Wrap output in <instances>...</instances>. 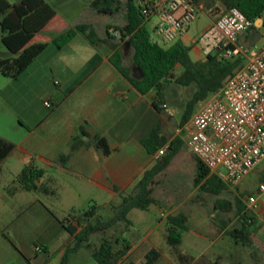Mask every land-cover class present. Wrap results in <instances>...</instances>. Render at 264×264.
<instances>
[{
  "label": "crops",
  "instance_id": "1",
  "mask_svg": "<svg viewBox=\"0 0 264 264\" xmlns=\"http://www.w3.org/2000/svg\"><path fill=\"white\" fill-rule=\"evenodd\" d=\"M55 10L63 23H52L45 29L46 34L74 25ZM212 21L210 17L206 27ZM187 31L180 38L184 44L183 36ZM192 41L195 43L191 47L195 52L194 59H201L205 54L196 37ZM103 45L107 53L93 50L91 58H82L79 55L82 47L86 50L96 48L82 34H76L61 48L49 43L14 79L17 82L21 75H25V79L31 82L44 80L45 87L50 89V98L43 100V105L46 100L51 104L58 102L49 114L35 123L33 129L26 127L25 120L7 106L0 107V137L14 144L13 150L0 162V176L5 171L4 165L9 175L3 181L0 193V264H59L70 235L58 218L81 214L85 211L84 204L96 198L89 193L73 196L72 188L76 190L83 183L87 188L98 190L105 197L102 204L94 203L98 206L94 214L102 215L105 208H109L112 214V206L118 205L121 196L131 192L143 172L155 164L154 155L148 153L140 142L154 124L152 120L157 114L152 106L154 94L150 97L148 94L152 92L139 94L109 61L111 50ZM8 55L6 48L0 49V57ZM134 67L130 68L131 75L136 73ZM82 125L88 135L80 133ZM94 134L106 137L110 148L107 156L95 147ZM74 135L82 143L70 151ZM68 153L63 163L57 161L59 154ZM28 162L45 170L40 181L55 186V194L49 197L55 201L52 204L44 198L48 195L37 190H24L16 181V175ZM154 199L147 209L133 208L128 212L127 217L132 222V248L121 261L142 264L146 252L156 249L160 255L155 264H181L183 236L179 245L171 246L166 235L167 216L176 213L183 201L174 205L159 197ZM257 209L260 210V205ZM202 255L193 257L192 262ZM66 264L98 263L88 249L80 248L70 255Z\"/></svg>",
  "mask_w": 264,
  "mask_h": 264
},
{
  "label": "trees",
  "instance_id": "2",
  "mask_svg": "<svg viewBox=\"0 0 264 264\" xmlns=\"http://www.w3.org/2000/svg\"><path fill=\"white\" fill-rule=\"evenodd\" d=\"M200 10L221 6L224 10L229 7H237L248 19L256 21L264 14V0H192ZM134 0H89V7L98 14L115 15L121 13L123 24H106L105 37L96 35L95 30L89 24H76L72 27L54 34H46L45 29L52 23L62 24V20L56 10L46 0H18L9 3L0 0V30L1 43L9 52L6 57H0V74L10 79H16L22 74L34 59L52 43L61 48L76 34H82L92 45L105 44L111 50L109 61L121 73V75L141 95L154 92L152 106L160 112L162 107L165 86L174 83L181 86H193V92L186 101L181 111L178 125L182 126L192 115L198 101L211 93L219 90L224 79L244 64L245 58L237 56L229 59H218L215 54H206L201 59H194L190 55L191 46L176 40L167 46L159 45L151 41L148 31L144 27V16L140 14ZM110 28L119 33V41H128L132 46L130 65L123 64L122 47L118 42H112ZM256 29L253 24L248 30ZM135 66L138 75H131L130 68ZM179 68V71L178 69ZM58 102L52 103L50 109H54ZM80 133L88 135L84 126H80ZM95 147L102 155L110 153L108 141L105 136L94 134L92 136ZM141 144L148 153L154 155L165 144H168L167 152L155 164L145 170L131 192L121 196L118 205L112 206V214L104 219L101 214H94L98 209L95 204L79 215L67 214L58 221L70 235V241L66 245L59 264H66L70 255L80 248L90 251L92 258L98 264H136L132 260L121 259L132 248V242L124 237L132 222L127 214L133 208L147 209L155 202L152 197V185L155 177L169 164L172 157L180 147L184 145L179 135L172 138L162 131L159 121H156L149 131L140 138ZM82 143L78 136L74 135L70 145V151H74ZM14 144L0 137V162L13 150ZM68 154H59L57 161L63 163ZM197 176L196 183L204 191L212 194H220L230 191V188L196 157ZM45 170L26 163L16 175V181L24 190H37L45 195H54L55 189L47 183L40 181ZM259 181H264V167ZM230 202L218 200L215 209H225ZM241 226L228 231L229 235L237 242L253 244L261 251L264 250V242L251 229L253 221L246 217V205L244 201L236 202ZM188 217L182 212L172 213L167 216L169 224L166 241L171 246L181 243L182 232L188 229ZM122 224V228L116 227ZM112 230L110 233L108 230ZM99 234L97 242L94 235ZM156 249H150L144 256L142 264H155L159 258ZM212 264H219L214 261Z\"/></svg>",
  "mask_w": 264,
  "mask_h": 264
},
{
  "label": "rangeland",
  "instance_id": "3",
  "mask_svg": "<svg viewBox=\"0 0 264 264\" xmlns=\"http://www.w3.org/2000/svg\"><path fill=\"white\" fill-rule=\"evenodd\" d=\"M7 1L14 3L18 0ZM47 1L54 9H57L64 15L70 24H89L99 37L106 36V32L104 31V25L106 23L112 25L123 24L121 13L115 15L98 14L89 7L86 0ZM203 9L198 10L196 17L189 24L186 35L183 36V41L191 47L195 44L192 39L199 37L200 33L209 23L210 17L215 20L225 11L221 6L212 7L209 10ZM262 20L257 22L256 29L244 32L239 38V44L247 49L248 57L256 54L264 46V14ZM157 22L158 17L156 15L150 16L149 19L147 16L144 17V27L148 31L151 41L162 46H167L176 40H181V37H179L171 42L163 41L155 32ZM110 34L112 38L109 40L118 42V45L120 44V47H122L123 64L130 65L133 51L132 46L128 41H119V33L114 28H110ZM105 46L106 48L108 47L107 45ZM0 49L5 50L1 42ZM93 50L101 54L107 53L104 45L99 43L95 49L86 50L82 47L81 54L79 55L82 58H91L92 52H94ZM190 55L192 58L195 57V52L192 48ZM91 62L96 63L97 60H92ZM135 69L136 73L134 75H138L139 71L137 68ZM24 76L21 75L16 82L14 79L4 77L0 74V107L7 106L11 111L17 113L18 116L25 120L26 127L33 129L36 125L35 123L42 116L49 114L53 110L43 105V100L50 98V89L45 87L44 80L38 79L35 82H31V80L25 79L26 77ZM52 88L54 89L53 86ZM192 92L193 86L185 87L174 83L165 86L164 96L162 98L163 103L161 104L164 109L157 112L156 117L152 121L154 123L159 121L162 131L169 138L179 134L183 136L182 132L178 133L180 128L178 121L181 111ZM153 93H149L148 97L152 96ZM21 108H23V112ZM170 117L174 118L173 123L170 122ZM5 166V171L0 176V193L2 192L3 181L9 177ZM263 167L264 160L259 163L252 173L243 179L237 188L216 195L204 191L199 187L203 181L199 184L195 181L197 168L193 154L188 151L185 144L179 148L165 170L157 175L156 183L153 186L152 197H159L173 204L183 201V204L176 211V213H185L188 217V229L182 232L183 242L181 249L184 252V256L181 258V264H212L211 261H217L219 264H264V250L261 251L253 244H243L241 241L236 243L228 233L232 228L241 226V218L236 202L237 200L244 201L245 197L256 192ZM48 185L52 188L55 187L50 183ZM74 187L76 188V186ZM67 190L70 191L68 188ZM72 190L73 196H83V194L89 193L96 197L94 198L95 202L91 201L90 203L86 202L84 204L86 207H84L85 210L88 209L89 205L94 203L102 204L103 202L101 201L105 197L104 194L98 193V190L87 188L83 183H81V186H77L76 190L74 188ZM49 197H52V195L44 197L48 204L55 202ZM218 200H228L230 204L225 209H215ZM78 205L80 206V203ZM258 205H260V210L257 209ZM110 216L111 211L109 208L102 210V217L104 219H108ZM246 217L253 221L251 228L254 227L252 229H254L255 235L264 242V195L260 196L259 203L252 208L246 209ZM122 226V224H119L116 229L120 230ZM111 231V229L108 230L109 233ZM123 235L131 241L132 227L130 231L124 232ZM99 237V234H95L94 242H97ZM200 253H203V255L197 261L192 262V258Z\"/></svg>",
  "mask_w": 264,
  "mask_h": 264
},
{
  "label": "built area",
  "instance_id": "4",
  "mask_svg": "<svg viewBox=\"0 0 264 264\" xmlns=\"http://www.w3.org/2000/svg\"><path fill=\"white\" fill-rule=\"evenodd\" d=\"M134 1L141 15L158 17L155 32L165 42L181 37L199 10L192 0ZM254 23L232 6L196 38L205 55L213 53L218 59L243 56L245 60L224 79L219 90L197 102L178 130L193 156L230 189L237 188L264 160V46L248 57L247 49L238 43L239 35ZM44 105L51 107L49 101ZM167 148L168 144L162 146L154 157L159 159ZM261 195L264 181L245 197L246 209L259 203Z\"/></svg>",
  "mask_w": 264,
  "mask_h": 264
},
{
  "label": "water",
  "instance_id": "5",
  "mask_svg": "<svg viewBox=\"0 0 264 264\" xmlns=\"http://www.w3.org/2000/svg\"><path fill=\"white\" fill-rule=\"evenodd\" d=\"M258 21H261V18H258L256 21H255V26H257V22ZM174 121V118L173 117H170V122L173 123Z\"/></svg>",
  "mask_w": 264,
  "mask_h": 264
}]
</instances>
